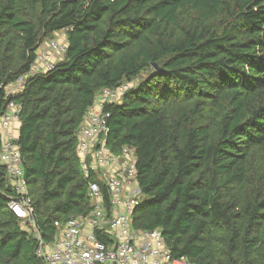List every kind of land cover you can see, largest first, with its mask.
<instances>
[{
    "label": "trees",
    "instance_id": "1",
    "mask_svg": "<svg viewBox=\"0 0 264 264\" xmlns=\"http://www.w3.org/2000/svg\"><path fill=\"white\" fill-rule=\"evenodd\" d=\"M62 31L64 59L6 96ZM124 83L104 112L109 149L135 151L133 228L159 230L192 264H264V0H0V117L20 108L34 207L27 233L0 167V264H43L55 223L89 214L77 131L95 96Z\"/></svg>",
    "mask_w": 264,
    "mask_h": 264
},
{
    "label": "built area",
    "instance_id": "2",
    "mask_svg": "<svg viewBox=\"0 0 264 264\" xmlns=\"http://www.w3.org/2000/svg\"><path fill=\"white\" fill-rule=\"evenodd\" d=\"M66 51L65 32L55 33L39 46L28 75L7 85L5 95L20 92L27 76L52 71ZM132 87L133 83H124L101 90L86 111L77 131L76 152L81 172L90 180V212L63 224L55 223L54 242L48 246L40 243L37 252L43 264H192L185 258L172 257L159 230L132 226L133 213L143 199L137 181V159L130 147L117 154L109 149V114L104 112L106 105L119 103ZM19 116L20 108L9 103L0 117V167L14 195L7 208L29 233L34 227V207L17 144Z\"/></svg>",
    "mask_w": 264,
    "mask_h": 264
},
{
    "label": "water",
    "instance_id": "3",
    "mask_svg": "<svg viewBox=\"0 0 264 264\" xmlns=\"http://www.w3.org/2000/svg\"><path fill=\"white\" fill-rule=\"evenodd\" d=\"M153 68H154V69H156V70H158V69L156 68V66H155V65H153Z\"/></svg>",
    "mask_w": 264,
    "mask_h": 264
},
{
    "label": "rangeland",
    "instance_id": "4",
    "mask_svg": "<svg viewBox=\"0 0 264 264\" xmlns=\"http://www.w3.org/2000/svg\"><path fill=\"white\" fill-rule=\"evenodd\" d=\"M54 37V35L52 36V38Z\"/></svg>",
    "mask_w": 264,
    "mask_h": 264
}]
</instances>
